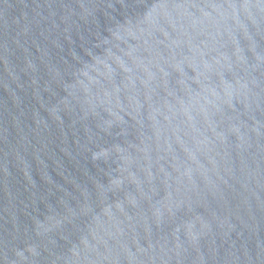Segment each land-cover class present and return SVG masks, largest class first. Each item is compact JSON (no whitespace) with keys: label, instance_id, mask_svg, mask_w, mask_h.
<instances>
[{"label":"water","instance_id":"1","mask_svg":"<svg viewBox=\"0 0 264 264\" xmlns=\"http://www.w3.org/2000/svg\"><path fill=\"white\" fill-rule=\"evenodd\" d=\"M0 264H264V0H0Z\"/></svg>","mask_w":264,"mask_h":264}]
</instances>
